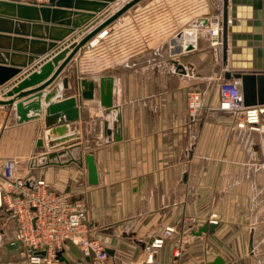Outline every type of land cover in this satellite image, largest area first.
Masks as SVG:
<instances>
[{"label":"crops","instance_id":"crops-1","mask_svg":"<svg viewBox=\"0 0 264 264\" xmlns=\"http://www.w3.org/2000/svg\"><path fill=\"white\" fill-rule=\"evenodd\" d=\"M128 1L111 2L104 11L110 13L96 25L82 35H78L80 29L74 33L75 42ZM221 7V0H142L80 50L54 82L64 76L70 78L69 90L63 96L67 98L78 96L79 78L96 81L95 100L81 101V119L70 125L72 132L81 133L82 156L92 154L95 158L99 175L96 186L88 184L85 164L42 167L45 163L42 157L49 152L44 115L18 125L11 106L0 110L4 121L0 142L6 155L4 160L15 161L19 175L34 181L45 180L57 192L82 203L94 235L98 230L107 241H102L107 249L115 252L114 256L109 255L110 264H125L130 256L123 246L108 242L115 238L114 228L131 227L130 235L144 253L146 243L160 236L167 227L180 229L188 217L197 218L201 226L210 224L213 218L218 221L212 234L195 237L194 231H190L191 239L201 240L205 246L210 245L209 240L212 247L227 245L226 253L214 256L209 262L222 257L226 264H264V152L260 146L264 122L261 132L242 130L236 127L230 113H215L213 107L219 104V76L223 73L211 76L202 70L206 50H211L208 29L200 31L197 50L173 54L175 48L182 46L177 39L182 29L195 28L205 16H217ZM12 24L10 27L0 23V34L11 38L0 39V66L19 68L20 72L0 86V96L37 73L74 36L36 56L34 52L40 47L30 43L32 26L25 33L20 25ZM38 32L47 35L45 30ZM24 34L29 36L22 37ZM14 38H24L27 42ZM91 42L96 45L91 47ZM212 49L216 63L223 68L220 48ZM97 55L96 61L101 65L94 67L92 61ZM32 57L35 59L30 61ZM176 61L185 67L184 71L177 68ZM71 71L75 72L74 77L73 73L68 74ZM7 74L0 71V76ZM51 76L10 98L32 92ZM101 76H111L115 81L114 108L110 110L100 106L97 79ZM53 85L44 91L49 92ZM190 90H199L204 103H211L209 110L213 113H208L204 106L197 116L189 115ZM210 90L214 92L211 100ZM9 119L12 125L7 126L5 122ZM119 130L121 139L117 141L115 135ZM39 139L44 141V148L37 147ZM64 158L68 160L67 156ZM15 229L12 220L7 231L4 230L8 240L14 237ZM7 247L0 252V264H29L23 249L8 244ZM61 251L64 261L58 260V264H91L76 246L68 244ZM168 253L164 252L165 259ZM162 256L160 253L159 260Z\"/></svg>","mask_w":264,"mask_h":264},{"label":"water","instance_id":"water-1","mask_svg":"<svg viewBox=\"0 0 264 264\" xmlns=\"http://www.w3.org/2000/svg\"><path fill=\"white\" fill-rule=\"evenodd\" d=\"M115 0H46L45 2H24L20 0H0V23L13 25L16 23L27 32L31 26L33 40L30 43L38 46L34 55H43L56 47L58 42L64 41L78 29L82 35L96 25L110 12H104ZM142 0H129L116 10L109 18L99 24L91 32L84 35L78 42L74 34L66 45L58 50L50 62L44 64L37 73L28 80L21 82L6 95L0 96V110H7L9 106L15 113L18 125L41 119L44 115L46 148L49 151L42 158V167L57 165L65 166L75 163L79 167L84 164L88 173V184L96 186L99 182L98 168L92 154L82 156V136L77 130H70V125L81 119V101H92L96 98V81L79 78L77 81L78 96L63 98L64 91L69 90L70 78L64 76L54 84L64 69L75 58L80 50L100 34L105 28L116 22L122 15ZM74 18L73 22L71 21ZM67 18V20H64ZM221 27L220 58L225 68L223 72L226 81H235L242 92L243 103L246 107L264 106V0H222L220 19H215ZM45 23V24H43ZM205 25L208 20L204 19ZM49 24V25H48ZM51 25V26H50ZM86 25V26H85ZM85 26V27H84ZM45 30L47 35L38 31ZM28 37L29 35H21ZM0 39L10 40V36L0 34ZM50 42L46 44L44 40ZM18 42H27L24 38H14ZM181 47L175 48L173 54H180ZM69 53V54H68ZM35 58H31L33 61ZM62 62L60 65L59 63ZM177 68L184 71L185 67L175 62ZM58 67L56 71L54 68ZM0 71H6V76H0V86L17 75L19 68L10 69L0 66ZM52 75V76H51ZM51 78L32 92L22 93L16 99H11L15 93H21L24 88L35 86L48 77ZM54 84V85H53ZM53 85L49 92L44 91ZM100 106L105 110L114 108L115 81L111 76H101L97 79ZM1 91V90H0ZM2 94V92H0ZM17 101V102H16ZM120 121V118H118ZM108 133V123L105 122ZM117 141L121 139L120 130L115 135ZM38 148H44V141L39 139ZM68 160H64V157ZM36 165L33 164V167ZM216 225L205 224L192 233L195 237L212 234ZM110 256L114 250L107 249ZM63 252L57 254L59 261H64ZM207 264H226L222 257H217Z\"/></svg>","mask_w":264,"mask_h":264},{"label":"built area","instance_id":"built-area-1","mask_svg":"<svg viewBox=\"0 0 264 264\" xmlns=\"http://www.w3.org/2000/svg\"><path fill=\"white\" fill-rule=\"evenodd\" d=\"M42 3L44 0H20ZM209 29L213 47L221 46V27L218 23ZM198 30L184 31L178 39L181 53L197 49ZM194 36V37H193ZM95 42L90 46L94 47ZM188 111L192 117L204 107L203 94L198 90L188 93ZM210 109V106H207ZM217 110L233 115L238 129L261 132L264 122V107H246L242 92L236 83L225 81L219 76V104ZM0 113V136L4 130ZM264 152V137L261 140ZM0 210L8 214L16 225L15 235L10 240L11 247H20L25 252L29 264H58L57 254L68 244L78 247L83 258L91 264H110L105 244L94 235L88 214L80 202L72 201L65 194L54 190L45 180H32L19 175L13 160L0 159ZM195 217H188L187 235L176 242L172 259L168 264H187L181 260L184 244L192 238L191 230L201 227ZM209 223L217 224L216 218ZM176 233V228L167 227L164 232L144 245V258L134 264H161L159 255L167 240Z\"/></svg>","mask_w":264,"mask_h":264},{"label":"rangeland","instance_id":"rangeland-1","mask_svg":"<svg viewBox=\"0 0 264 264\" xmlns=\"http://www.w3.org/2000/svg\"><path fill=\"white\" fill-rule=\"evenodd\" d=\"M221 9H222V7H221ZM215 15H217V16H213L214 17V18L212 17L213 20H215V19L219 20L220 16H221V12H219V13H217ZM212 18L205 16V18H203V19H207L208 20V24L205 25L204 20H202L199 24H197L198 26H195V28L198 30V34H200V31L203 28H206V29L209 30L212 27L211 25H214V24L217 23V22H213ZM200 24L203 25V26H200ZM187 29H194V27H190V28H187ZM182 31L184 32L186 30L182 29L180 32H182ZM209 36H210V34H209ZM177 39H179V38H177ZM210 47H211V50H206L207 57L204 59V62H202V64L204 63V65L202 66V70L207 75H211V76L212 75H216V74L218 75L220 73H223L225 68L224 67L221 68L216 63L214 50L212 49L214 47L211 44V37H210ZM197 48H198V43H197ZM195 50H197V49H195ZM97 59H99V55H97V57L94 58V61H96ZM94 61H92V65L94 67H99L101 65V63L98 62L99 60L96 61V62H94ZM71 73H73L72 77H74L75 76V72L74 71L68 72L69 75H71ZM205 90L208 91V88H206ZM190 91H192V90H190ZM213 95H214L213 90H210L208 92V98H210V100H211ZM209 104L211 105L210 102L208 104L204 103V106L206 107V109H208V113L212 112V111L209 110V107L206 106V105L210 106ZM217 107H218V105H217ZM217 107H213L214 111L215 110L217 111L215 113H221L219 110H217ZM210 109L212 110L211 107H210ZM189 115H190V113H189ZM205 116H207V114H205ZM199 118H200V116H199ZM2 122L4 123L3 120H2ZM5 124L7 126H10V125H12V121L9 119L7 122H5ZM3 132H4V130H3ZM2 135H3V133L1 132L0 142H1ZM1 145H3V144H1ZM2 149L3 148H1V146H0V159L4 160V158H6V155L4 153H2ZM16 167H17V163H16ZM8 218H9L8 214L6 212L0 210V252L3 251V250H7L8 249L7 244L9 245V242L11 240V239L8 240L9 237L6 235V231L11 226V223H12V220L8 219ZM183 221H182V224H181V228L180 229H178L179 227L176 228L177 229L176 233L169 240H167V242H166L167 244H166L165 249L161 251L163 256L160 257L159 261L162 264H168L171 261V259H172L171 249L174 248L176 242L182 241V238L187 235V230H188L189 227L185 223V221L184 222ZM199 223H201V222H199ZM178 226H180V225H178ZM125 227L126 226L122 227L121 229L119 227L114 228V232H112V234L114 235L115 238H113L112 240H109L108 242L112 243L113 245H118L119 244V245L123 246L127 250V252L130 254L129 257H126V262L127 263H125V264H134V263H137L138 261H141L142 256H143L144 253H143V250L141 249V246L139 245V242H136L135 240H133L132 236L130 235L131 231H132L131 227H126L127 229ZM4 230H6V231L4 232ZM7 234H9V233H7ZM96 234H97L96 236L101 241L107 242L106 240L102 239L104 236H102V234L98 230L96 231ZM187 240L188 241L184 244V251H183V255L181 257V260L183 262L187 263V264H206L209 261H211L214 258V256L219 255L221 253H226L227 252L226 251L227 245L225 244L226 242L224 243L225 245H223V246H220L219 244H217L218 247H219L218 248L217 246H213L212 247V244H211L212 241L211 240L208 241L210 243V245H206V246L204 245V243L201 240L191 239V238H188ZM245 243L246 242H243L244 245H245ZM166 250L169 253L167 254V258L165 259L164 252ZM12 259L15 260V258H12ZM13 263L15 264L16 262H13Z\"/></svg>","mask_w":264,"mask_h":264},{"label":"bare ground","instance_id":"bare-ground-1","mask_svg":"<svg viewBox=\"0 0 264 264\" xmlns=\"http://www.w3.org/2000/svg\"><path fill=\"white\" fill-rule=\"evenodd\" d=\"M194 37V36H193ZM261 107H264V106H261Z\"/></svg>","mask_w":264,"mask_h":264}]
</instances>
